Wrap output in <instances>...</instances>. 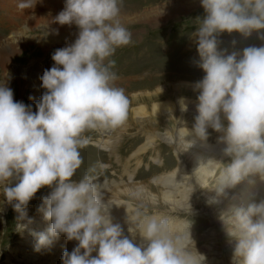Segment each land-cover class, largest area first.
<instances>
[{
  "label": "clouds",
  "instance_id": "9594fccd",
  "mask_svg": "<svg viewBox=\"0 0 264 264\" xmlns=\"http://www.w3.org/2000/svg\"><path fill=\"white\" fill-rule=\"evenodd\" d=\"M201 2L205 15L195 44L205 74L193 85L199 92L193 131L202 140L209 128L223 133L224 152L233 158L221 180L223 193L249 173L264 174V45L222 56L217 36L264 29V0ZM34 3L19 0L17 7L23 11ZM118 11L117 0H65L56 20L76 25L78 36L52 54L53 66L40 77L45 91L36 110L0 85V186L18 219L29 223L30 201L40 189H51L37 209L50 223L33 233L35 250L52 247L61 235L77 241L72 251H63L62 264H203L204 255L188 250L190 238L178 244L167 235L166 221L148 220L141 230L147 245L134 244L120 224L102 214L91 178L72 180L82 163L79 149L88 143L82 133L127 118L129 100L110 86L115 74L103 63L131 40L125 28L106 23ZM179 103L187 111L185 99ZM225 222L237 241L235 256L243 257V264H264V201L236 208Z\"/></svg>",
  "mask_w": 264,
  "mask_h": 264
},
{
  "label": "rangeland",
  "instance_id": "374dc122",
  "mask_svg": "<svg viewBox=\"0 0 264 264\" xmlns=\"http://www.w3.org/2000/svg\"><path fill=\"white\" fill-rule=\"evenodd\" d=\"M53 1L61 5L51 10L58 15L65 7V0ZM18 2L0 0V46H10L13 33L25 25L18 14L21 11L16 6ZM117 7L118 14L106 23L125 28L131 40L127 45L116 47L103 63L109 72L115 74L110 86L122 89L129 100L127 118L122 124L111 126L110 133L104 137L99 126L82 133L88 143L79 149L82 163L72 180L79 182L88 176L96 187L100 202L107 201L116 210L119 203L124 204L122 219L135 223L137 233L154 217L175 224L184 220L192 226L188 250L204 255V262L210 261L205 264H243V257L234 254L237 241L228 234L231 225L225 220L233 215V206L244 207L234 199L243 195L241 186L264 183V174L249 173L221 193L223 174L233 159L224 152L226 144L219 139L223 133L209 128L206 140L197 137L193 126L198 112L189 106L187 111H181L179 103L181 98L187 101V105L199 103V92L193 89V85L205 74L198 66L200 56L195 44V33L205 15L202 2L117 0ZM29 35L31 38L23 43L25 48L17 47L6 56L0 54V85L13 89L15 100L33 106L30 97L33 98L36 88L29 83H18L17 75L12 80L8 70L37 64L41 73L37 77L40 81L37 90L40 91L36 94H41L45 90L41 87L40 77L45 69L53 66L51 57L54 51L64 46L45 45L44 42L48 41L41 40L46 36L44 31H33ZM36 35L42 38L37 40ZM262 35L264 29L253 30L247 36L236 31L220 33L217 51L227 56L233 52L242 53L249 46H262ZM70 41L73 43L71 38ZM182 129L185 135L180 134ZM103 143L105 147H102ZM208 161L214 164V171L204 167ZM170 174V179L177 175L182 181L181 188L165 187L160 182ZM258 190L262 192L261 188ZM50 191L48 187L40 189L26 209L28 216L44 222L46 227L50 222L37 209L43 202L42 197ZM166 191L188 206L173 211L165 202ZM227 194L229 202L218 201ZM18 217L0 186V264H19L25 253L36 251L29 247L22 249V241L31 233ZM113 221L119 223V219ZM177 236L178 229L171 238L179 244ZM60 239L67 240L64 235ZM39 252L44 253L45 249ZM62 255L49 254L34 264H62Z\"/></svg>",
  "mask_w": 264,
  "mask_h": 264
},
{
  "label": "bare ground",
  "instance_id": "6f19581e",
  "mask_svg": "<svg viewBox=\"0 0 264 264\" xmlns=\"http://www.w3.org/2000/svg\"><path fill=\"white\" fill-rule=\"evenodd\" d=\"M60 6L61 5H59L58 3H55V1H53V0H36V2L34 3V6L32 8H28V9H24L23 11H19L18 14L24 20L25 25H23V26L21 25L22 27L19 28L20 30L18 29L16 32L13 33V35L11 36V39H10V41H11L10 46H8V47L0 46V54L6 56V55L10 54L11 50L13 51L17 47L23 48L24 47L23 43L31 38V36L29 34H30V32H33V31L34 32L35 31H44L46 33L45 38H42V37L37 36V35L34 37L37 40L42 38L41 40L48 41V42H44L45 45L52 43L54 45L58 44V45L65 47L68 44H71L70 38H71L72 42H74L78 36V32H79L78 27L76 28V27H73L72 25L71 26L59 25L58 22L57 23L55 22L57 13L55 14L54 12H51L52 9L55 10V9L59 8ZM47 8H51V9L49 11H46ZM48 12H50V13H48ZM39 42H41V41H39ZM54 45H52V46H54ZM43 46H41V47H43ZM49 47H51V46L49 45ZM33 64L27 68H22V67H19L17 69L10 68L8 71H9V75H12V76H10L12 80H14L15 78L13 79V77L17 75L19 77L18 83L24 84V85L29 83V84H32L36 88L35 89L36 91L34 93L35 95H33V101H34L33 102V106H34L33 109L36 110L35 109V103L42 96L43 90H42L41 94H38V95L36 94V92L40 91V90H37V89H39L38 86L40 85V81H39V79L37 80V77L39 76L41 71L39 68H36L37 64H34V65ZM12 80H11V82H12ZM186 103H187V101H186ZM188 106L190 108L194 109L196 112H198L197 111V104L192 103ZM110 127L111 126L99 125V129L101 131L100 133L103 137L105 134L110 133ZM180 134L185 135V130L182 129ZM103 142H106V141H103ZM102 147H105L104 143H103ZM197 167H199V166H196V168ZM204 167H206L207 169L209 168L210 171L215 170L214 164L212 162L210 163L209 161L207 162L206 166H204ZM173 175L174 174H172V176ZM170 178H171V174L164 176L162 178V181H160V182H162V184H164L165 187L166 186H171V187L175 186L177 188L178 187L181 188V184H182L181 182L182 181L177 178V175H175L174 178L172 177L173 180ZM255 184L256 185H254V186H252V184L247 185V186H241L240 191L242 192L243 195L240 197L234 196L235 197L234 199H236L235 203H241L244 207L247 208V206L252 204V203H259L261 201H264V198L261 196V195H263L262 193H264V183H256L255 182ZM184 187H186V186H184ZM259 188L262 189V192H261V190H258ZM164 196H165L164 197L165 202L171 206L173 211L183 210L182 208H186L188 206L187 203H185V201L181 200V202H180L179 200L173 198V195L171 194L170 191H166ZM228 196L229 195L227 194L226 198L220 197V199H218V201L219 202H224V201L229 202ZM260 198H262V199H260ZM119 204L121 207L119 206L116 210L112 206L111 203H109L107 201L101 202L102 214L108 215L111 218L112 222H115V221H113L114 219H116V220L119 219L118 224L121 225V227L123 229V234L125 236H127L129 239H131L134 244H136L138 246H146L148 242L144 239L141 232L137 233V230H138V228H136L137 225L135 223H132L129 219H122V215H121L122 213L121 212L123 211L124 204L123 205L121 203H119ZM236 208H239V206L236 205V206L232 207L233 210H235ZM232 209H230V210H232ZM119 211H120V214H119ZM28 218L31 219V223H29L28 219H21L22 226H24L25 229L31 233V235L28 234L27 235L28 237L26 239H24L21 243V245L23 246L22 247L23 250H25V248H27V247L35 248L36 237L33 235V233L45 231L47 228L45 226L44 222H41V221L39 222V220H36L35 217L28 216ZM154 219H157L159 221V219L157 217H154ZM161 221H163V220H161ZM166 222H167V235L172 237V235H174V231L178 229V236L177 237L179 238V243H182L186 238H190L192 226L188 222H186L184 220H182V222H177V224L172 223L171 221H169V222L166 221ZM77 243L78 242L75 240L68 241V240H62L59 238L53 244L52 247L44 248L45 249L44 253H41L39 251H33L31 253H25L23 259L19 260L18 263L19 264H34V263L38 262L39 260H42L45 256H47L49 254H57V253L63 254V251L65 249H67L68 251H72ZM93 255H96V253L94 252ZM207 262H210V261H207ZM207 262H203V264H205Z\"/></svg>",
  "mask_w": 264,
  "mask_h": 264
}]
</instances>
